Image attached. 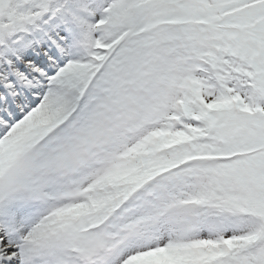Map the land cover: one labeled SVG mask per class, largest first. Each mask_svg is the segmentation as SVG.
Masks as SVG:
<instances>
[{
    "label": "snow or ice",
    "instance_id": "obj_1",
    "mask_svg": "<svg viewBox=\"0 0 264 264\" xmlns=\"http://www.w3.org/2000/svg\"><path fill=\"white\" fill-rule=\"evenodd\" d=\"M0 264H264V0H0Z\"/></svg>",
    "mask_w": 264,
    "mask_h": 264
}]
</instances>
